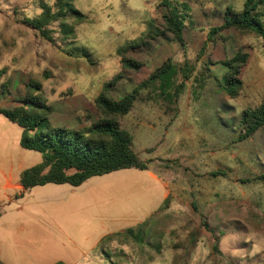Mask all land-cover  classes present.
<instances>
[{
    "label": "rangeland",
    "instance_id": "374dc122",
    "mask_svg": "<svg viewBox=\"0 0 264 264\" xmlns=\"http://www.w3.org/2000/svg\"><path fill=\"white\" fill-rule=\"evenodd\" d=\"M55 1L0 0V72L4 70L0 106L20 105L24 85L32 79L41 83L48 104L66 100L73 116L84 117V126L76 122L78 129H71L81 130L97 121L92 102L110 79L121 76L109 89L110 96L119 100L164 61L172 60L179 73L162 90L169 94L166 102L157 97L159 81H148L136 89L132 109L119 122L132 137L133 151L141 160L149 158L150 168L171 194L163 208L147 218L151 194L146 174H106L57 191L51 190L59 188L56 185L35 187L17 198L14 194L6 198L0 174V261L264 264V127L248 140H238L241 112L264 100L262 40L230 28L208 42L210 28L202 32L204 27L198 26L218 27L221 20L194 2L166 0L189 14L181 47L170 33L147 38L150 26L163 28L165 8L157 5L155 16L147 10L161 0H73L86 20L75 26L71 40L62 41L57 25H52L55 33L47 42L25 19L36 17L42 3L53 6ZM237 4L232 3L234 9ZM197 11L201 13L195 16ZM260 22L264 29V16ZM137 43L140 46L125 56L139 62L140 68L123 69L118 52ZM237 53L248 59L239 75L240 95L230 99L220 91L222 62ZM189 69L190 77L174 101L171 93ZM3 122L12 127L9 133L21 132L0 115ZM0 131H5L3 125ZM14 145L19 147L15 138ZM14 154L1 142L2 157ZM141 224H146L143 242L116 235ZM215 243L218 253L212 250ZM104 252L112 253L111 261Z\"/></svg>",
    "mask_w": 264,
    "mask_h": 264
},
{
    "label": "trees",
    "instance_id": "16d2710c",
    "mask_svg": "<svg viewBox=\"0 0 264 264\" xmlns=\"http://www.w3.org/2000/svg\"><path fill=\"white\" fill-rule=\"evenodd\" d=\"M158 7H164L166 10L162 16L163 28L150 26L147 38L164 37L165 34L170 33L175 41L184 47L183 28L184 23L188 21V12L179 11L175 5L166 0L162 1ZM69 16L72 17L71 22L67 20ZM263 16L264 0H245L240 12L227 10L223 17V24L210 28L207 41L211 42L215 34L232 28L243 35L250 34L258 37L264 44V29L260 22ZM85 20L86 16L73 7V0H56L53 6L42 3L40 13L32 19H25V23L30 25L40 38L52 42V36L55 33L51 28L52 25H57L62 41L71 40L74 36L75 26ZM144 44L141 41L140 45ZM140 45L138 43L134 46L127 45L118 52L123 69L137 71L140 68L139 62L125 56L126 51ZM205 46L206 44L201 52ZM247 59L248 55L237 53L222 62L225 73L223 83L220 84V91L230 99L237 98L243 88V82L239 75L242 67L246 65ZM176 67L178 68L172 60L167 59L147 77V80L141 82L137 88L119 100H114L109 94V89L121 77L120 74L114 76L104 84L101 93L92 102L98 113L97 121L81 130L52 126L49 116L53 112V106L48 104L41 83L29 79L24 85V98L20 105L12 109L0 107V115L21 129L20 147L38 152L42 157L41 163L20 173L19 184L23 190L46 184H68L78 187L92 177L106 175L114 171L130 168L146 169L147 163L141 161L131 148V135L120 128L119 122L132 109L134 101L137 99L136 89L143 87L148 81L158 80L157 89L164 90L174 81V76L178 75ZM0 73H4V70ZM190 74L191 69L182 75V83L174 87L173 94L171 93V95H175L174 101L178 99L180 90ZM45 78H47L46 75ZM7 86V82L4 83L1 86V92H4ZM161 91L157 93V97L166 102L169 94L166 91ZM173 103L171 102V104ZM167 105L168 102L165 106L166 109ZM240 125L239 141L248 140L256 131L264 127V100L256 107L245 108L241 112ZM2 210L3 208L0 206V215ZM145 225L127 228L116 235L126 241L143 242ZM212 250L218 253L216 243L212 245ZM104 256L111 261L112 253L104 252ZM111 263L114 264L112 261Z\"/></svg>",
    "mask_w": 264,
    "mask_h": 264
},
{
    "label": "crops",
    "instance_id": "0c3cea01",
    "mask_svg": "<svg viewBox=\"0 0 264 264\" xmlns=\"http://www.w3.org/2000/svg\"><path fill=\"white\" fill-rule=\"evenodd\" d=\"M162 1L163 0L157 1L156 3H153L152 5L147 6L148 12L151 11V13L155 16V8ZM211 1H212V3H211ZM244 1L245 0H177V2H180V3L194 2L193 4L197 5L202 11H204L205 9H208V11L212 14L213 17L216 16V18H219L221 20L220 23H218L219 26L223 24V17L225 15V12L229 9L231 11H234L237 13L240 12L242 10ZM214 2H216V6L213 5ZM233 2L238 3L236 5L237 7H235V9L232 5ZM200 13L201 12L197 11L195 16L197 14H200ZM210 13H209V17H208L209 19L211 18ZM195 16L193 14V17H195ZM198 18L201 19V16H199ZM216 25L217 24H207L206 25L204 23V24L199 25L198 28L200 29V28L204 27V29H201V31L204 32L206 29L211 28V27H215ZM185 27H187V26L184 25V28ZM194 29L197 30V27H194ZM183 34H184V32H183ZM63 101H65V102L63 103ZM63 101L61 103L59 101H57L55 103V105L53 106V112L49 116V121H50L51 125L54 127H65L67 129H72V128H77L75 126V124H77L76 122H78L79 124H77V125H81V127L84 126V123H83L84 117H81L83 119H79L77 116H73L71 111H70V106H69L70 103L67 102L66 100H63ZM16 106L17 105L11 104V105L7 106L6 108H4L2 106H0V107L4 108V109H12ZM81 110L85 111L86 109H85V107H81ZM0 125H3L5 127L4 132L0 131L1 142L4 143V145L6 146L7 149H9L11 151H13V150L15 151V154L11 155V156L2 157L0 155V174L4 178V183H3L2 189H4V191L7 192L6 198H9L11 196L10 194H14L13 196H15L16 198L19 195H21V197H22L23 194H25L26 192H28L31 189L24 191L23 188L20 186V184H19L20 173L27 168H30L34 165L41 163L42 157H41V159L38 158V156H36V154L34 153L35 151L30 153V154L27 152H24L25 149L21 148L19 145V139H20L21 132L18 135L12 131H11V133H9V129H12L11 126H9L8 124H6L4 122L0 123ZM119 126H120V123H119ZM120 128L123 129V127H121V126H120ZM14 138L17 141L20 148L17 145L16 146L14 145ZM1 142H0V145H1ZM131 146H132V142H131ZM27 151H30V150H27ZM142 151L145 152V149ZM137 156H138V154H137ZM138 158H139V156H138ZM148 160H149L148 157L141 160V161L147 163L146 164L147 167L144 170L130 168V169H122V170L114 171V172H111L108 174H146L147 175V178L150 180V183L148 184L149 186H147V190H150V194H151L150 195L151 203L149 206V207H151V209H149L147 211V218H150L153 214L157 213L160 209L163 208L165 201L167 200V198L169 197V195L171 193L167 189L166 185L163 184L160 181V179L156 176V173L150 168L149 163L147 162ZM51 185H56V184H46V185L38 186V187H46V186L52 187ZM64 185H68V184L56 185L59 188L53 187V188H51V190L57 191L60 188L64 187ZM68 186H70V185H68ZM70 187H72V186H70ZM42 189H45V188H42ZM71 192H73V190H71ZM0 206H3V204H1V201H0ZM103 238H101L99 242H101V240ZM99 242H98V244H99ZM0 257H1V254H0ZM0 263L6 264L5 261H0Z\"/></svg>",
    "mask_w": 264,
    "mask_h": 264
}]
</instances>
